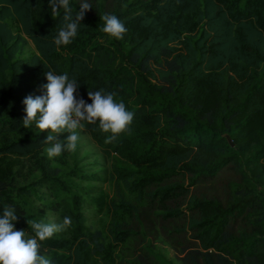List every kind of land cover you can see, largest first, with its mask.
Instances as JSON below:
<instances>
[{"label": "trees", "instance_id": "16d2710c", "mask_svg": "<svg viewBox=\"0 0 264 264\" xmlns=\"http://www.w3.org/2000/svg\"><path fill=\"white\" fill-rule=\"evenodd\" d=\"M70 5L75 14L80 4ZM60 11L53 18L48 0H0V216L10 201L57 177L42 153L46 136L22 126L23 99L43 94L51 70L75 78V95L86 103L88 91L103 89L134 113L110 143L113 134L99 121L85 128L138 175L115 170L135 199L113 205L110 236L76 222L71 240L40 242L64 252L51 264H168L130 247L139 201L157 206V220L182 237L183 264H264V0H139L109 13L127 31L107 43L98 42L108 38L100 30L105 14L86 11L76 37L57 47ZM28 41L35 53L23 58ZM26 163L41 179L16 189ZM225 172L231 179L220 178ZM210 184L217 194H191ZM13 203L14 228L29 235L25 206Z\"/></svg>", "mask_w": 264, "mask_h": 264}, {"label": "rangeland", "instance_id": "374dc122", "mask_svg": "<svg viewBox=\"0 0 264 264\" xmlns=\"http://www.w3.org/2000/svg\"><path fill=\"white\" fill-rule=\"evenodd\" d=\"M75 1L79 4L81 2L89 3L92 8L87 10V13L91 16H99V13L109 14L113 10L116 11L118 8H124L130 4L137 5L139 0ZM8 23L14 33H21L16 22L8 20ZM111 39L113 38L108 36L107 41L98 39V42L107 43ZM34 53V46L28 41L23 49L22 57L27 58ZM82 123H84V128L78 130L79 140L75 151H64L60 156L51 159L47 157L46 148L42 152L43 156L49 160L50 166L57 169V177L48 181L45 180V185L42 188L35 186L30 196H22L20 201L15 198L10 201L9 205L7 204L8 207H11L14 204L13 202L18 201L20 206H25L27 219L43 220L45 223H60L65 216L71 217L72 225L67 230L58 232L49 239L71 240L75 234L76 222H81L86 230L92 233L99 232L103 238H107L110 236L108 230L114 216L113 205H118L121 197L125 200L135 199V196L128 193L117 180L115 170L134 172V177H137L136 169L114 153L106 155L102 147L94 141L88 129L85 128L87 122ZM27 129L36 136H47L48 134L47 131L38 133L34 123ZM24 170V174L16 179V189L35 184L41 179L40 173L30 171L27 163ZM222 177L226 180L231 179L228 172L220 176V178ZM176 182V179L173 180V183ZM183 184L187 186L186 182ZM190 190L191 194L206 192L209 196L218 193L214 184L199 189L192 187ZM136 208L137 218L129 221L133 224V232L135 233L130 239V247L134 248L136 244L140 248L144 247L150 252L153 260L157 259L168 264H183V253L179 249V242L182 241V237L171 235L169 233L171 227L157 220L155 217V214L159 212L157 206L150 208L147 202L139 201ZM182 208L184 209L185 206ZM32 235L34 233L29 232L28 236ZM115 252L120 257L123 256V258L129 260L131 258L127 252L125 255H121V249H116ZM39 254L49 258L50 261L64 256V252L60 249H40Z\"/></svg>", "mask_w": 264, "mask_h": 264}, {"label": "clouds", "instance_id": "9594fccd", "mask_svg": "<svg viewBox=\"0 0 264 264\" xmlns=\"http://www.w3.org/2000/svg\"><path fill=\"white\" fill-rule=\"evenodd\" d=\"M53 18L61 16L63 25L53 39L54 45H68L76 37L78 26L84 19L91 5L81 2L79 10L73 13L70 0H48ZM103 27L100 29L111 38L122 39L127 29L124 23L115 14H105L100 17ZM47 83L42 85L43 94L26 96L22 126L28 128L35 124L38 133L47 131L42 144L49 145L46 154L49 159L58 157L62 152H73L79 140L78 130L89 124L99 121V128L113 135L106 137L105 143L115 139L116 134L125 131L131 124L134 113L126 110L123 101H116V93H105L103 89L88 91L87 96L91 104L75 93L79 87L75 78L70 79L68 74L45 72ZM67 133L65 136L64 134ZM15 207H5L0 216V264H51L49 258L40 255V242L51 238L54 234L67 230L72 225L71 217L65 216L60 223H45L43 220H26L34 235L28 236L26 231L16 230L17 221Z\"/></svg>", "mask_w": 264, "mask_h": 264}, {"label": "water", "instance_id": "95a60500", "mask_svg": "<svg viewBox=\"0 0 264 264\" xmlns=\"http://www.w3.org/2000/svg\"><path fill=\"white\" fill-rule=\"evenodd\" d=\"M226 140L228 141L229 145L232 147L233 143L228 135H225Z\"/></svg>", "mask_w": 264, "mask_h": 264}]
</instances>
